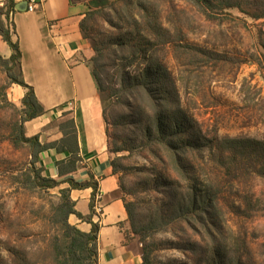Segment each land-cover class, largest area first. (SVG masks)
<instances>
[{"label":"rangeland","instance_id":"1","mask_svg":"<svg viewBox=\"0 0 264 264\" xmlns=\"http://www.w3.org/2000/svg\"><path fill=\"white\" fill-rule=\"evenodd\" d=\"M72 2L94 13L88 25L104 52L96 69L110 157L117 163L123 200L135 203L139 222L148 218L161 231L154 240L156 262L207 263L220 248L228 264H264V158L250 151L232 165V156L217 149V141L227 137L264 142V18L256 0H243L241 8L216 1L207 8L209 18L184 0ZM148 15L171 30L174 45L163 46L152 34ZM155 63L168 68L165 92L146 84L151 93L140 87L123 98V77L142 75ZM10 87L0 64V256L11 246L27 264H56L62 188L42 186L37 175L46 176L32 147H15L23 106ZM178 111L189 125L186 133L171 142L153 135L158 115ZM187 139L203 146L192 148ZM204 192L214 198L217 214H209L212 208L201 215L193 209L181 213Z\"/></svg>","mask_w":264,"mask_h":264},{"label":"crops","instance_id":"2","mask_svg":"<svg viewBox=\"0 0 264 264\" xmlns=\"http://www.w3.org/2000/svg\"><path fill=\"white\" fill-rule=\"evenodd\" d=\"M4 3L0 0V8ZM85 16L86 7L72 0H42L35 13L17 11L12 15L13 39L18 41L22 53L23 79L34 88L47 110L45 115L27 122L25 128L30 135H39L42 144H48L62 139V122L68 118L75 120L80 161L77 171L65 174L63 179L97 184L93 210L92 187L70 192L77 210L83 215L93 213V222L99 225L97 264H141L142 245L134 236L128 240L126 235L130 222L111 163L104 99L90 65L94 50L81 29ZM0 55L5 59L12 56L1 36ZM10 90L21 101L27 93L16 84ZM39 159L44 175L59 179L58 163L68 164L70 154L48 150ZM61 188L70 185L66 183ZM69 222L83 232L92 230L91 224L75 215L70 216Z\"/></svg>","mask_w":264,"mask_h":264},{"label":"trees","instance_id":"3","mask_svg":"<svg viewBox=\"0 0 264 264\" xmlns=\"http://www.w3.org/2000/svg\"><path fill=\"white\" fill-rule=\"evenodd\" d=\"M73 1V0H72ZM98 2L99 0H93V2ZM106 2L107 0H103ZM195 7L200 9L209 18L207 8L213 9L216 6V1L227 2L225 7L229 8H241V2L243 0H184ZM133 5L138 6L135 1H132ZM140 2V1H139ZM18 3L16 0H5L4 6L0 8V36L8 44L12 50V56L9 59H5L0 55V64L4 66L9 80L10 85L16 84L27 90L26 96L22 100V120L18 122L14 129V139L13 143L15 147H19L23 144L30 145L33 149L32 156L36 161H39L40 154L48 150H56L58 153H68L70 154V160L68 164L65 162H59L58 166L60 169V178L54 179L51 177H41L38 173L37 178L41 180L42 186L47 189H56L61 187L63 184L68 183L70 188H65L60 190L61 201L56 208L57 213L60 216L59 224L61 225V235L60 240L56 241L54 247L56 255V264H97V249L96 242L99 234V225L93 222V213L90 215H83L76 208V203L71 198L72 189H86L92 187L94 189L93 201H92V210L94 209L95 203V191L97 190V184L93 182L87 183H77L72 179H63L64 175L67 173H74L77 171L78 162L80 161L79 153V142H78V131L76 127L75 120L73 118H68L66 121L62 122L59 126L63 137L61 140L53 143L42 144L40 141L39 135H29L26 131L25 124L30 122L38 117H41L47 113V110L39 102L35 90L33 87L29 86L23 79L22 68H21V58L22 53L18 41H14V25L12 23V15L16 11V5ZM142 6V5H141ZM255 8L261 13L260 18H264V0H256ZM93 11H88L84 20L81 23V29L84 34V37L87 40H91L93 43V50L95 56L91 59L90 65L92 68V74L96 83L98 85L99 91L102 94V79L98 74L96 65L104 57L103 48L97 44V40L93 39L89 32L88 22L90 17L93 16ZM146 19L147 27L152 31L153 35L159 40L163 46H169L170 44L174 45L176 41L174 40V35L165 24L160 21H152ZM144 18V17H142ZM137 23L138 20H136ZM156 22V23H155ZM136 28V27H135ZM138 32V31H137ZM138 44L142 46L146 45L145 40L142 41V38L137 37ZM14 71H17L14 74ZM168 68L167 66H162L159 63L153 64L151 67L146 69L142 75L132 76L127 73L126 77H123V83L121 85V96L127 97L132 92H136L140 87L145 88L150 93L152 92L150 88L146 87V84L151 85V88L154 92L163 94L164 88L163 83L168 81ZM6 87L4 90L5 100H7V90ZM167 101V100H165ZM105 107V106H104ZM105 121L108 125V119L106 115V109L104 108ZM185 117L182 112H176L172 117H163V115H158L154 120V126L156 128V133L164 139L170 138V142L179 135L184 134L189 130V125L185 124ZM152 132V131H151ZM150 132V133H151ZM108 133V129H107ZM151 137V135H150ZM109 139V137H108ZM183 142V141H181ZM180 142V143H181ZM186 145L197 148L203 145H199L195 140L187 139ZM184 143V142H183ZM216 144V143H215ZM215 148V145L211 146ZM217 149L221 150L223 157L229 155L232 156V165H235L239 162V156L245 158L248 152H253L256 155V159L260 160L264 158V142L250 139V138H224L221 141H217ZM110 153V151H109ZM251 155V154H248ZM112 167L114 169V174H118V167L115 160L111 161ZM264 168V167H263ZM256 169H258L256 167ZM37 174V173H36ZM93 178V177H92ZM124 201V200H123ZM126 211L128 213L129 222L131 226V233H127L128 240L134 237H139V242L142 245V263L141 264H160L155 260L156 252V234L158 229L155 227L154 223L150 220L144 219V221H138L136 215L135 203L124 201ZM212 208L210 215L218 213V207L214 203V198L209 192H204L202 194L198 193L194 195L189 201V204L181 209V213L188 212L190 209H193L195 212H208V209ZM207 210V211H205ZM208 215L207 213H205ZM75 215L82 222H86L92 225V230L90 233L83 232L78 227L72 225L69 222L70 216ZM215 217V216H214ZM214 217L212 219H214ZM6 251L8 255L0 256V264H27L26 257H21L19 252L15 247L8 246ZM223 250L220 248L215 249L211 253L208 262L201 264H228L223 255Z\"/></svg>","mask_w":264,"mask_h":264},{"label":"built area","instance_id":"4","mask_svg":"<svg viewBox=\"0 0 264 264\" xmlns=\"http://www.w3.org/2000/svg\"><path fill=\"white\" fill-rule=\"evenodd\" d=\"M28 11L29 13H35L38 10L39 2H42V0H28Z\"/></svg>","mask_w":264,"mask_h":264},{"label":"water","instance_id":"5","mask_svg":"<svg viewBox=\"0 0 264 264\" xmlns=\"http://www.w3.org/2000/svg\"><path fill=\"white\" fill-rule=\"evenodd\" d=\"M28 0H24L16 5V11L18 12H27L28 11Z\"/></svg>","mask_w":264,"mask_h":264}]
</instances>
